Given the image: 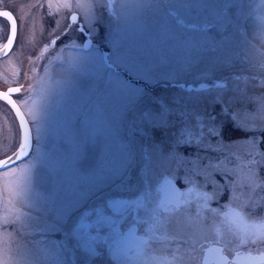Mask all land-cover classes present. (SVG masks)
Here are the masks:
<instances>
[{"label":"rangeland","instance_id":"rangeland-1","mask_svg":"<svg viewBox=\"0 0 264 264\" xmlns=\"http://www.w3.org/2000/svg\"><path fill=\"white\" fill-rule=\"evenodd\" d=\"M9 1L24 20L25 42L35 45L32 46L35 54H24L20 48L15 52L16 56L2 59L0 83L2 88L21 85L16 100L38 139L32 159L8 169L7 175L0 172V188L4 193L0 198V264H46L43 255L49 242L52 252L62 254L61 245L65 242V255H81L84 260L85 250L81 247L80 253L78 248L82 236L93 237L95 242L90 240L89 243L96 244L97 256L107 259L104 253L100 254L103 246L97 240L108 235L107 230L112 227L106 228L99 239H95L96 233L90 229L77 231L80 237L73 229L82 214L105 209L109 201L116 202L114 211L105 213L116 222L112 233L113 253L118 260L125 258L123 245L116 235L117 226H127L133 212L130 205H125V194L131 201L139 198L145 202L144 211L137 212L139 216L144 217L149 208H158L161 218L171 217L169 211L157 207L154 189L157 178L166 174L183 178L184 192L192 196L188 213L193 220L200 214L203 215L201 219L214 216V208L220 212L224 209L246 216L251 212L254 218L264 217V206L246 207L249 189L242 187L251 178V189L257 191L258 197L264 196V167L255 163L264 164V143L254 139H264V100L256 103L240 100V93L235 91L237 88L245 90L249 97L264 94V88L257 85V80L264 81V69L249 70L248 65L242 63L244 53L250 49L264 54V4L261 0H228L234 7L224 10L222 18L211 27L205 21L213 17L214 6L222 5L226 0H157L151 8L145 7L151 0H117L111 11L105 0ZM38 2L49 3L48 10H53L50 4L58 5L62 8V16L52 22L54 18L48 15L53 13L43 10L45 21L39 23L41 11H32ZM66 5L82 8L83 28L104 46L107 56L125 51L127 45L134 49L133 55L147 61V74L143 78L130 76L120 69V84H117L101 67L98 48L82 53L70 51L62 56L64 64H52L51 52H42V47L55 33L64 31L69 23L68 14L64 15L68 11ZM200 5L209 7L204 9ZM169 8L179 11L182 27L167 15ZM245 28L248 32L242 37L240 33ZM66 34L74 37L75 30H68ZM260 54H254L253 59L264 63V55ZM224 58L231 61L230 67L217 63ZM242 70L246 77L257 79L248 80L245 85L243 80L232 78ZM222 77L228 79H219ZM201 82L203 87L196 88ZM188 84H191L190 88H187ZM212 85L215 87L211 91H205ZM218 95L224 103H213ZM230 99L233 103L228 107L240 109L237 121L242 127H236L231 119L219 115ZM157 101L167 104L171 111L166 114L165 126L153 128L146 122L145 114L155 116L159 106ZM45 102L48 115L35 121L34 114L39 116ZM208 113L217 115V124L223 123L224 127L220 136L205 134L201 143L216 144L222 139L227 145L226 153L233 154L227 161L224 160L225 153L197 146L196 117ZM156 119L160 118L157 116ZM245 128L256 130L245 131ZM181 133L193 143L176 145L175 140ZM21 139L14 111L1 102L0 156L14 153ZM178 160L182 161L179 167ZM196 160L198 163L194 165L191 161ZM210 162L211 165L218 164L219 170L209 166ZM194 167L209 173L208 179L204 175H193L190 170ZM225 170L234 182V187L224 189L225 205L214 206L212 210L197 205L199 198L195 191H201V188L210 191L211 200L217 197L221 189L213 185L217 181L224 183L221 172ZM126 172L129 173L127 176ZM27 205L38 210L52 209L54 214H62L64 220L72 210H80V214L64 233H42L37 230L36 217L28 216L21 209ZM121 211L129 212L127 222L120 219ZM95 218L93 215L89 223ZM249 222L258 223L256 219ZM152 224L149 220L141 225L149 229ZM148 232L152 237L153 231ZM169 232L156 233L169 241L165 245L168 252L159 251V245L151 240L155 253L149 255L152 264H187L185 248L180 246L179 239L173 240ZM222 237L223 228L218 227L215 239ZM25 247L27 251H23ZM159 252L184 258L180 261L177 258L160 259ZM149 256L144 260L135 257L130 262L149 264ZM195 260L192 264H197Z\"/></svg>","mask_w":264,"mask_h":264},{"label":"snow or ice","instance_id":"snow-or-ice-1","mask_svg":"<svg viewBox=\"0 0 264 264\" xmlns=\"http://www.w3.org/2000/svg\"><path fill=\"white\" fill-rule=\"evenodd\" d=\"M162 2V0H161ZM153 3H157V0H151V3L148 5H145V7L151 8V5ZM261 3L264 4V0H261ZM67 6V5H66ZM184 7H188V5H184ZM200 7L207 9L208 5H200ZM215 11L213 13V17L209 18L205 21V23L211 27L215 22L219 21L222 18V14L224 10H230L234 5H232L228 0L222 5L214 6ZM243 7V6H241ZM175 11V15H173V12ZM167 15H169L172 20L175 22V24L178 27H182V18L179 15V11L177 9L169 8L167 10ZM242 16L245 14L242 12ZM0 17L7 18L8 21H10V35L7 38V43L3 45V48L6 50L10 48L13 44V39L16 36L17 32V24H16V18L12 14L11 11L4 10L0 11ZM75 19V17H73ZM237 30L238 33L240 32V25L239 21H237ZM248 32V29L245 28L243 33H240V35L243 37L244 34ZM126 50L125 51H117L114 52L113 55L105 57L104 53H100L99 55V63L102 68L106 70V72L110 73L113 80L120 84V69H123V71L130 75V76H140L143 78V75H146V67H147V61L143 60L142 57H139L137 55H133V48L127 47L125 45ZM254 54H260L255 53V50L250 49L249 51L245 52L242 58V63L248 65V69L251 70L252 68L259 67L261 69H264V63L255 61L253 59ZM264 55V54H260ZM221 66L230 67L231 61L227 58L220 59L217 62ZM233 79L240 81L243 80L245 85H247L248 80L257 79L255 76H245L244 71L237 73ZM224 79L225 81L228 78H219ZM257 85L261 88H264V81L257 80ZM122 87V85H121ZM181 87H183L181 85ZM215 85H212L205 91H211L212 88H214ZM18 88H10L8 92L3 93V96L5 99L9 98V93L18 92ZM235 91L240 93L239 99L240 100H249L252 103H256L258 100H264V94H260L258 96H252L249 97L246 95V91L242 90L240 88L235 89ZM11 102V101H10ZM13 103L14 106V102ZM213 103H224L221 96H217ZM233 103V100L230 99L227 104L222 108L221 113L219 114L222 117L229 118L233 121L236 127H242L237 121V116L239 114L240 109H230L228 107V104ZM157 104L159 105L157 108V112L155 116L153 113H147L145 114V120L153 128L156 127H163L165 126V117L168 112L171 111L169 109L168 105L157 101ZM19 120L21 125L23 126V135L21 142L19 144V148L16 152H14L11 156L6 157L3 160H0V172H4L5 175H7L8 169H14L17 162H22L24 158L27 157V153L25 152L26 149L30 147V134L29 130L27 128V122L25 121V117L22 113H19ZM48 115V104L45 102L41 106L40 114L39 116L34 114V120L39 121L43 120ZM159 117L160 119L157 120L156 117ZM197 124L196 127L199 129V139L196 141L198 147H202L205 150H210L212 152H221L225 153L224 160L227 161L230 157L233 156L232 153H226L227 145H225L221 140H218L216 144L209 143H201L203 141V138L206 135L211 137H218L221 134V130L223 129L224 125L223 123L217 124V115H213L212 113H208L207 116L203 115H197L196 117ZM207 120V124L205 121ZM245 131H254L256 129L254 128H245L243 129ZM258 140L259 143H264V139L254 138ZM193 141L191 139H185L184 133H181L179 137L175 140L176 145L180 144H188L191 145ZM235 143V142H234ZM201 159V158H198ZM194 165L198 163V160L191 161ZM182 163V161H177V166ZM256 165L258 167H264V164H261L260 161H255ZM209 166L216 167L217 165H211V162L209 163ZM193 175H204L205 179H208V176L210 175L205 170L199 169L194 167L190 170ZM221 177L224 180L223 184H220L218 181L215 182L213 185L217 189H230L234 187L233 180L229 177L228 172L222 171ZM184 179H187V177H184ZM243 188L249 189L248 197H247V205L246 207L249 209L253 208H259L261 206H264V196H257V191L251 189V178H249V182L245 183ZM259 201V202H258ZM115 201H109L107 202L105 209H93L91 212H86L85 214H82L80 217V220L78 221V224L76 228L74 229V232H84L86 229H90L93 232L96 233L95 239H99L100 236L104 233L105 229L108 227L115 226V221L112 219L111 215H106V212L114 211L113 205L115 204ZM42 212H44V216L42 217H36L37 220V230L42 233H51V232H60L63 229V223H62V214H54L52 209L48 208H42ZM215 215L207 218V219H200L197 218L196 220H193L191 215L183 209L177 210V212L171 216L166 218H161L160 212L158 208H149L147 209L145 216L141 217L137 213L132 214V223L130 225V229L132 227H136L138 224H145L148 223L149 220L153 221V224L149 226L148 231H153L152 237L150 239L154 241L157 245H159V251L162 253L168 252V249L165 247V245L169 242L168 240L161 239V236L156 235V233H160L162 231H169V234L172 236V239H179L180 246L185 248L184 256L187 257L188 260H194L195 257L193 256V253H196L197 251H200L201 253L208 248V245L210 243H217L218 241L215 239V231L218 229V227L223 228V243L225 244V252L228 256L233 255V248L237 246H250L254 249L259 250V248L264 247V236H261L257 238V232L254 229L257 228H264V217H253V214L249 212L246 215L242 214L241 212H220L219 209H213L212 210ZM51 214V219H48V215ZM95 215V220L91 223H89L90 218ZM129 212L128 211H121L119 212L120 219L122 221L127 222ZM223 217V219H221ZM256 219L258 220V223H250V220ZM156 225H159V227H156ZM174 233L175 235H172ZM82 243L78 245V247H82L85 250L86 254V260L87 259H93L97 256V253L95 251V248L93 247V243L95 242L92 237L89 236H82L81 237ZM92 240L93 243H89V241ZM179 248L177 249V251ZM23 251H27V248L25 247ZM18 254L22 256V252L20 249L17 250ZM171 254V253H169ZM184 257L177 258L178 261L183 260ZM149 264H152V258L149 256Z\"/></svg>","mask_w":264,"mask_h":264},{"label":"flooded vegetation","instance_id":"flooded-vegetation-1","mask_svg":"<svg viewBox=\"0 0 264 264\" xmlns=\"http://www.w3.org/2000/svg\"><path fill=\"white\" fill-rule=\"evenodd\" d=\"M109 10L111 11L113 8L114 2H117V0H105ZM70 3V2H69ZM48 4L47 2H38L36 5H33L32 11H41L39 15V23H41V20L45 21V16L43 10L45 11H51L53 14L48 15V17L54 18L52 22H56L58 18L62 16L61 13V7H59L56 4H50L53 7V10H48ZM68 11L67 13H64V15L68 14L69 17V23L66 25V27L60 30L59 32L55 33V36L52 37L50 42L42 47V52L49 53L52 55L51 63L52 64H64L62 61V56L69 53L70 51H75V53H82L86 51H92L94 48L100 49L102 53L107 52L104 46L101 45L100 42H98L96 39H94L89 32L83 28L81 23V17L83 16V10L82 8H78L74 5H68L67 6ZM47 9V10H46ZM0 10H8L11 11L12 14L16 18V24H17V32L16 36L13 39V44L10 48L6 49V53L2 56H0V63L2 59L7 57H12L13 55L16 56L17 49H22V52L24 54H35V51L33 50V47H35L34 44H26L25 42V35L23 34L26 32L27 29H25L24 20L19 14V11L16 9V6L11 4L9 0H0ZM175 11L173 12V15H175ZM44 16V17H43ZM75 17V19H73ZM3 25V27L1 26ZM75 30V36L71 37V35L67 36V31L69 30ZM70 33V32H69ZM68 33V34H69ZM10 35V21L7 20L5 17H0V51L5 50L2 49L3 45L7 43V38ZM89 43L88 47H85V42ZM36 42V41H35ZM34 42V43H35ZM28 46V47H27ZM31 47V48H30ZM56 60V61H54ZM50 66V65H48ZM10 88H18L20 90L21 85L13 84L10 86H6L5 88H2L0 83V92H8ZM19 92V91H18ZM18 92L9 93V98L5 99L3 94L0 95V103L3 102L7 107H10V104L8 103L10 98H12L17 104L16 100V94ZM19 105V104H18ZM27 119V118H26ZM28 121V120H27ZM29 129H30V141L31 146L29 153L26 158L23 160H30L35 155L34 147L36 146L37 142V136L35 135V132L33 130V127L30 125L28 121ZM21 131V130H20ZM21 142V141H20ZM19 147V145H18ZM17 147V148H18ZM17 150V149H16ZM9 154V153H8ZM8 154L0 156V159L5 158L6 156H9ZM11 155V154H10ZM22 160V161H23ZM19 162H17L18 164ZM16 164V165H17ZM129 173L126 172L125 176H127ZM140 178V177H139ZM138 178V179H139ZM158 180L155 181L154 189L155 192H157V198H156V204L157 207H159L161 210L169 211L172 215H174L177 210L179 209H187V212L189 211V207L191 208V199L192 196H189V193L184 192V186L185 182L183 181V178H174L172 175H163L161 178H157ZM2 187V184H0ZM188 187V186H187ZM201 188V187H200ZM140 189V186H139ZM140 191H142L140 189ZM143 192V191H142ZM3 190L0 188V198L2 197ZM144 194V193H143ZM195 194L199 198V202L197 205L204 206L206 209L212 210V207L214 206H224L225 205V193L224 189H221L217 197L212 198L210 197V191L207 189H202L201 191H195ZM125 205H130L131 210L133 213L144 211V208H146V204L142 199L135 198L134 200H130L129 196L125 194ZM16 208V207H15ZM25 211V214H30L31 217H42L44 216V212L41 210H38L36 207L32 206H26L24 208H21ZM215 209V208H214ZM23 212V211H22ZM222 213L225 212L224 209L221 211ZM80 214V210H72L70 211L66 219L64 220L62 218L63 223V229L60 232H63L70 228L72 225H74V219ZM132 214L130 222L127 226L124 228H120V226H117L116 235L120 239L122 243V247L124 248L125 252V258H119L117 259V255L113 253V246L112 243L114 239L112 238V233L114 231V228H108L107 232L108 235L102 236V240H97L98 243H101L103 246V251L100 252V254L104 253V256L107 259L101 258L96 256L93 259H82L81 255H65L64 249L66 246V243L63 242L61 245V253L57 254L56 252H52L53 249L49 247V243L45 246V255L43 257L46 259V264H131V259L138 258L144 260L146 257H148L150 254L155 255V253L152 251V243L150 236L151 233L148 232L147 228H143L141 224H138L136 227H132L130 229V225L132 223ZM29 216V215H28ZM203 217L202 214H200V219ZM48 219H51V215H48ZM258 221V220H256ZM120 229H119V228ZM72 229V228H71ZM70 230V229H69ZM264 228H257L255 231L257 232V238L264 236L263 234ZM74 231V229H73ZM75 234L79 236L76 232ZM80 237V236H79ZM93 238V237H92ZM217 243H210L208 247L214 246V252L213 257H215L218 260H222L223 258L226 259L224 264H241L238 257H241L242 255H245L246 253L249 254H263L264 253V247L259 248V250L254 249L250 246H237L233 248V255L228 256L225 252V244L223 243V240L218 238L216 239ZM96 242V243H97ZM53 246V244L51 243ZM59 246V245H58ZM94 248L97 247L96 244L93 246ZM128 247V248H127ZM79 248V252L81 253V247ZM206 253V249L201 253L198 251L196 254V263L201 264L203 261V257ZM68 256V261L66 260ZM157 256L160 259H174L178 258V256H165L162 255L161 252L157 253ZM121 257V256H119ZM179 257H182L181 255ZM234 258V259H233ZM123 260V261H122ZM187 264H192V260L187 259ZM142 262V261H141ZM194 263V262H193ZM134 264V262L132 263ZM245 264H264V260L259 263H245Z\"/></svg>","mask_w":264,"mask_h":264},{"label":"water","instance_id":"water-1","mask_svg":"<svg viewBox=\"0 0 264 264\" xmlns=\"http://www.w3.org/2000/svg\"><path fill=\"white\" fill-rule=\"evenodd\" d=\"M0 11H4V10H0ZM89 46V43H88V41L87 42H85V47H88ZM2 49H4V48H2ZM6 51L7 50H2V51H0V56H2V55H4L5 53H6ZM104 55H105V57H107V52H104ZM203 82H201V83H199L197 86H196V88H201V87H203ZM191 87V84H188V86H187V88H190ZM3 93H5V92H0V95L1 94H3ZM11 102H14V106H13V103H11L10 101L8 102L9 104H10V106H11V108H12V110L14 111V113H15V115H16V117H17V120H18V122H19V127H20V130H21V135H23V126L21 125V123H20V120H19V114H18V111L17 110H19V113H22L23 115H24V113H23V111L21 110V108H20V106L12 99V98H10L9 99ZM24 117H25V115H24ZM25 121L27 122V119H26V117H25ZM27 128H28V130H29V134L31 135V133H30V129H29V125H28V122H27ZM30 146H31V141H30ZM18 150V149H17ZM16 150V151H17ZM29 150H30V147L28 148V149H26L25 150V152L27 153V155H28V153H29ZM15 151V152H16ZM13 154V153H12ZM11 154V155H12ZM11 155H9V156H11ZM6 157H8V156H6ZM5 157V158H6ZM5 158H2V159H0V160H3V159H5ZM214 246H210V247H208L207 249H206V253H205V255H204V257H203V261H202V263L201 264H224V262L226 261V259L225 258H223L222 260H218V259H216L215 257H213V255H215V254H213V253H215L213 250H214ZM234 259V258H233ZM238 259H239V261L241 262V263H259V262H261V261H263L264 260V253L263 254H249V253H246L245 255H242L241 257H238Z\"/></svg>","mask_w":264,"mask_h":264},{"label":"bare ground","instance_id":"bare-ground-1","mask_svg":"<svg viewBox=\"0 0 264 264\" xmlns=\"http://www.w3.org/2000/svg\"><path fill=\"white\" fill-rule=\"evenodd\" d=\"M241 263V262H240ZM241 264H245V263H241Z\"/></svg>","mask_w":264,"mask_h":264}]
</instances>
